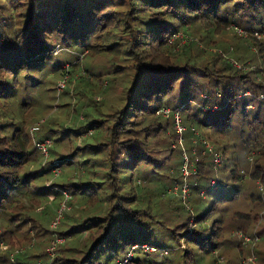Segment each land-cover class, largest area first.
Listing matches in <instances>:
<instances>
[{
	"label": "trees",
	"instance_id": "16d2710c",
	"mask_svg": "<svg viewBox=\"0 0 264 264\" xmlns=\"http://www.w3.org/2000/svg\"><path fill=\"white\" fill-rule=\"evenodd\" d=\"M6 1L17 22L9 23L0 13V214L17 234L7 229L12 236H0L7 244L0 251V264L19 247L25 248L16 260L24 264H116L125 259L123 264H139L142 256L164 249L165 238L184 251L181 264L188 255L197 256L195 264L198 259L205 263L215 248V223L220 221L212 215L225 210L218 202L239 198L247 174L258 178L264 173V118L259 115L264 82H257L258 77L264 79V47L254 35L264 33V0H29L26 8L21 0ZM201 27L205 33L199 32ZM229 27L249 43L248 53L262 68L254 70L247 63L250 56L242 52H232V58L243 69L208 48L217 44L212 35ZM195 36L208 48L201 52L216 59L211 66L208 61L196 67L194 58L179 48L182 39V47L198 45ZM254 46L257 52H252ZM56 47L71 50L75 62L104 57L111 69L95 76L86 69L78 84L71 85L74 107L78 102L90 107L92 101L95 114L81 113L67 127L54 125L52 119L45 125L46 135L44 129L43 137L32 140L40 127L28 130L36 114L27 112L36 109L18 100L15 91L25 82L23 76L38 82L33 73L39 75L49 58L58 60ZM198 75L208 78L200 84L203 90H197ZM100 88V103L87 98ZM113 90L116 102L108 94ZM257 90L261 92L255 94ZM201 91L206 98L200 97ZM250 102L256 109L245 114ZM116 103V110H104V105ZM45 139L52 143L48 159L35 146ZM206 143L222 156L223 164L216 168L220 177L212 174L215 164ZM152 174H161L162 187ZM215 179L216 188L209 189ZM194 194L201 199L191 202ZM20 196L22 203L17 202ZM175 197L177 208L168 203L171 211L161 209L160 204ZM254 199L262 198L258 194ZM48 200L56 202V215L45 222ZM63 202L68 208L59 215ZM76 236L84 239L70 246ZM56 238L63 241L50 258ZM37 242L39 250H28ZM187 242L195 244L196 251ZM125 243L132 247L119 255Z\"/></svg>",
	"mask_w": 264,
	"mask_h": 264
},
{
	"label": "rangeland",
	"instance_id": "374dc122",
	"mask_svg": "<svg viewBox=\"0 0 264 264\" xmlns=\"http://www.w3.org/2000/svg\"><path fill=\"white\" fill-rule=\"evenodd\" d=\"M28 1L29 0H21L19 1V4L20 6H23L24 4L26 8ZM11 10L12 7L9 4H7L6 0H0V13L5 18H7L9 23L16 24L17 17L15 16L14 13L11 12ZM230 26L233 27L234 29L236 27L234 24L233 25L231 24ZM202 29L203 28L201 27L199 32L205 33V30ZM212 34L213 33H209L210 36ZM212 38H214L213 40L217 41V44L216 46L209 45L208 48L215 49L217 53L220 52V54L222 55L221 57L223 59L225 58L226 60L230 61L233 65L241 67V65L238 64L235 61V59L232 57L236 58L235 55L233 56V53L242 52L246 54L244 55L245 57L250 56L249 58H247V63H249L254 70L263 67L261 65L262 64L261 61L254 58L253 54L248 53L247 49L249 43L245 41L243 38L239 39V36L234 34L233 31L230 29V27L225 31L217 30V32H215V34L212 35ZM256 38L258 39L257 42L260 41L263 42V47H264V37L256 36ZM188 39L190 40L191 38L189 37ZM197 39H198L197 40L198 45L196 46L191 45L189 47L181 46L183 45V43L186 42V41L184 42L182 39L179 48L184 49V52L186 54L185 57L191 56L192 58H194V61L196 62L195 64L196 67L198 68L202 67L203 66L202 64L208 61H210V66H211V63H213L216 59L214 58L212 59V56L208 54H203L201 52V51H205V52L208 51V48L204 46L203 42L200 41L199 38ZM226 47L228 48V51L224 49ZM181 49H179L177 52L182 55ZM55 51L56 52L58 51V53L55 56V58H57L58 60L56 62H53L52 58H49L48 64L42 70H40L39 75L33 73V76H35L38 82L34 84V81L31 78H25L23 76V78L22 77L21 78L25 80L27 86H24L25 85L24 81L23 82L20 81V85L15 91L18 100H25L29 104H32L31 107L32 109H36V110L29 109L27 112L28 114H34V113L36 114L29 123L28 130L35 124H38V126L40 127V132L35 134V136L33 135V138H31L32 140H36L37 137H40L44 129H45L44 134L46 135L47 122L52 119H55L54 125L58 123L60 126L67 127V126H71L69 123L76 122L81 113L84 114V113L92 112L93 114H95L93 108L95 102L89 101L91 105L90 107L89 106L86 107V104L84 107H82L84 104L81 106V102H78V105L74 107L72 100L75 99L77 100L76 96L73 95V90L75 88L74 86L78 84L77 79H79L81 75L86 74V69L91 70L94 76L100 70H103L101 72L102 74H105L104 71L111 69L110 64L107 63L106 59L101 56L94 57V59H89L87 57L84 59L78 58L77 62H75L76 61L74 59L75 55L71 50L69 51L65 49L62 50V47H56ZM252 52H257L256 46H254V50H252ZM75 65H77L76 67H79L80 69H76ZM69 67H71L70 68L72 70L71 73H67ZM61 68H63L66 71V72L64 71L63 76L59 74ZM241 68L243 69V66ZM258 74L260 75L261 73L259 72ZM29 76L33 77L31 73H29ZM207 79L208 78L203 75H198L197 82L199 83V86L197 90L202 89L200 88V84L205 85ZM64 80L67 81L65 87L63 89H60L59 85ZM92 80L96 81V78L93 77ZM262 81L264 82V79L258 77L257 82L263 83ZM73 84L74 86H71ZM112 85H115V83H112ZM101 91H103L102 88H100L98 92H94L93 95L87 94V98L88 99L95 98V101L97 100V102L100 103L103 100V96H104V94L101 95ZM202 92L203 91H201V93L199 94L200 97L204 99L206 98V95ZM259 92H261V90H257L255 94ZM116 93L117 91L115 90L110 91L108 93L110 94L112 100L115 102L117 98ZM243 95L244 96L248 95V91L244 92ZM253 102L256 103V101L254 100ZM253 102H250L246 106V108L244 109L245 114H248L249 110L251 109L252 110L256 109L255 105L251 104ZM98 107L99 104L96 103V109ZM103 107L104 110L114 111L116 110L115 108L117 107V103L114 105L107 104V106L104 105ZM202 109L203 111H205L207 109V106H203ZM242 109L243 107L241 106L239 108V112L240 110L242 111ZM259 115L261 118H264V103H262V109L259 112ZM43 125L46 126L44 127ZM169 126L170 125H168V127ZM205 132L207 135H212L209 130L205 129ZM168 134L170 135V132H168ZM87 135H89V133L83 134V136H87ZM43 136L44 135H42L41 137ZM213 138L216 139V135H214ZM81 144L82 143L79 142V145ZM64 152L65 151H63V153ZM43 158L48 159L49 156L46 155L43 156ZM222 164H223V160H221V164L219 166H221ZM217 167L218 165H214V168L212 167L213 168L212 174L213 176L216 175L217 177L218 176L220 177V172L216 170ZM209 174L211 175V173ZM263 174L264 173L262 172L258 178H253L249 174H247L244 183H242L241 191L239 190L240 191L239 198H235L234 200H232V202H228V203L223 201L218 202V205L220 206L219 208L222 207L225 210L220 215L219 213L212 215L213 218H217V220H220L219 223L218 222L215 223L216 226V230L214 232L215 234L214 236L216 237L215 245H214L215 248L212 254H210L212 256L206 258L205 263L203 262L202 264H225L222 262H227V264H239V262L240 264H264V177L262 178V176H264ZM152 176L154 177L153 180L154 183L158 187H162L163 179L161 174L159 175L152 174ZM222 178L225 181L231 182L229 178L226 177L225 175H223ZM259 179L263 180V181L261 180L262 183L260 182ZM253 192L255 193L256 196L260 194L262 199L260 200L254 199L255 196L254 194L252 197L249 198V195L252 194ZM201 197L202 199L204 198L203 196ZM197 199H201V198H199L195 194L193 197L190 198L191 202H194ZM18 200H19L17 201L18 203H22L21 196L18 198ZM167 201H168L167 203L165 202L162 205L160 204L161 209L167 211V213L171 211V208L167 205L168 203L172 204V206L173 204H176L173 206V208H177L176 206L180 205L178 202L179 200L176 197L173 198V200L171 201L170 200ZM45 204L46 205L44 211V218L46 222L50 220V218L54 219L56 213L53 210V207L56 204V202L48 200L47 203ZM76 206L77 204L74 202V207ZM190 206L193 213L194 208L192 207L191 204ZM14 219H18V217ZM63 221L64 219L62 220V222ZM5 222H6L5 217H3V215L0 214V236H3L4 238L5 237L7 238L8 236H12L8 234L7 229L13 230L15 231L14 234H17L16 228H14L13 225H11V227L6 226ZM207 225L209 226V224ZM22 227H24V225L21 226V228ZM208 228H210V226ZM252 237H254V239H252ZM83 239L84 236H76L75 241L69 243V245L73 246L76 242H81ZM248 239H250L252 242L251 241L249 242ZM1 241L3 243V240H0V242ZM163 241L164 242H162L163 244L162 246L166 248V249L164 248L167 251L166 255L162 254V251L164 249L157 247L154 253H151L148 256H142L139 264H181L182 263L181 256L183 255L184 251L179 250L176 241L172 240L171 238H165ZM4 244L6 243L4 242ZM187 244L189 247L193 248L196 251L197 248L195 247V244L190 242H187ZM249 244H251L252 246L255 244L254 248H251L252 246H250ZM131 247L132 244L125 243L121 248L118 249L119 252L118 254L119 255L122 254L125 250ZM179 247L181 248L182 246ZM27 248L28 250L30 249L31 251L35 252L41 248V245L39 242L35 243L34 245H32L31 243ZM0 251L1 252L4 251L2 250V247ZM185 259L187 261V263L185 264H195L197 260V256L188 255L185 257ZM214 260H217V262H215ZM200 263L201 260L198 259V264Z\"/></svg>",
	"mask_w": 264,
	"mask_h": 264
},
{
	"label": "built area",
	"instance_id": "2783aa9c",
	"mask_svg": "<svg viewBox=\"0 0 264 264\" xmlns=\"http://www.w3.org/2000/svg\"><path fill=\"white\" fill-rule=\"evenodd\" d=\"M236 31L238 32V34L240 35H244L245 34V31L242 30L241 28H238V27H235ZM254 35L257 36V37H260V36H263L264 37V33L262 34H259L258 32H254ZM65 84H66V80H64L60 85V89H63L65 87ZM261 98L264 99L263 96H261ZM167 111L165 110V113ZM177 128H178V131L180 132L182 130L181 126L177 124ZM36 129V127H33L32 130ZM51 141L49 139H45L43 141H35V146L40 150L41 154H43L44 156H46L48 154V149L49 147L51 146ZM207 147H208V150L212 153V156H213V162L215 165H220L221 163V154L219 152H214L212 151V148L210 146H208V143H206ZM183 172H184V175H187L188 172L186 170V164L183 166ZM210 186H209V189H215L216 186H217V182L216 180H212L210 182ZM182 191L185 193L186 192V184L183 185L182 187ZM201 196H204V191H201L200 193ZM66 198H68V196L66 195ZM68 208L66 206V203L63 202L61 204V208L59 209V215H61L62 211L64 209ZM58 221V217L51 223V226H55L56 223ZM249 240V239H248ZM63 241L62 238H56L53 240L52 242V245L51 247L49 248V256L50 258H52V256L54 255V252H53V249L54 247L56 246V244H59ZM1 247H2V250H6L7 249V244H4V242L2 243V241L0 242V250H1ZM135 247V246H134ZM143 248L145 249H148V250H151V251H154L155 249L150 247V246H147V245H142ZM24 251V247H19V248H16L14 249L10 254H9V258H8V261L3 263V264H24L22 262H18L16 260V255L19 254V253H22ZM163 252L166 254V250H163ZM53 253V254H52ZM128 257H130V254H128ZM127 260H123L122 261H117L116 264H123L125 263ZM36 264H49V263H44L42 261H38Z\"/></svg>",
	"mask_w": 264,
	"mask_h": 264
}]
</instances>
